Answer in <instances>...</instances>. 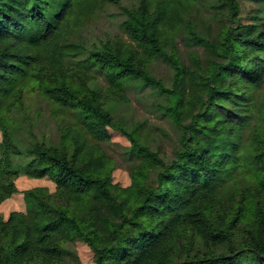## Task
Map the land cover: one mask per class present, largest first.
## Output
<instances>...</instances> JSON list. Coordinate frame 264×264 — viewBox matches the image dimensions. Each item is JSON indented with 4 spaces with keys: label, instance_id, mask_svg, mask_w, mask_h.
<instances>
[{
    "label": "trees",
    "instance_id": "1",
    "mask_svg": "<svg viewBox=\"0 0 264 264\" xmlns=\"http://www.w3.org/2000/svg\"><path fill=\"white\" fill-rule=\"evenodd\" d=\"M136 1L123 7L129 41L86 45L82 30L122 0H0V203L20 173L56 185L26 191V212L0 218V264H64L76 238L95 264H264V0H217L212 53L203 61L192 50L187 62L175 38L200 0ZM189 33L190 46L203 43ZM160 55L174 69L170 87L151 74ZM95 70L103 90L90 86ZM133 80L163 91L161 109L183 132L170 163L147 145L146 124L128 133L105 107L129 102ZM32 94L52 110L56 140L32 133ZM108 128L140 156L128 187L113 183Z\"/></svg>",
    "mask_w": 264,
    "mask_h": 264
},
{
    "label": "rangeland",
    "instance_id": "2",
    "mask_svg": "<svg viewBox=\"0 0 264 264\" xmlns=\"http://www.w3.org/2000/svg\"><path fill=\"white\" fill-rule=\"evenodd\" d=\"M134 0H122L121 5L106 6L95 20L81 32L80 40L86 45L105 41L107 38L122 36L129 38L123 31V21L126 18L123 7H130ZM137 4V1L135 0ZM246 8L251 7L250 3ZM223 11L218 7L217 0H200L193 12L191 27L183 29L175 38L177 51L184 62L189 59V52L196 50L201 60L206 61L212 53L210 45L222 28ZM203 39L200 45L190 46L189 33ZM166 54H170L169 50ZM86 53L66 56L69 67L84 59ZM151 74L163 82L166 87L173 83L174 69L164 55L158 56L151 64ZM95 78L90 86L96 90H103L107 83L101 71L95 70ZM129 102L108 101L105 107L110 111L114 120L121 124L126 132L131 133L139 123L146 124V132L150 135L145 139L147 145L155 151L166 163L175 158V153L181 147L183 132L173 121L163 113L161 107L167 97L157 86H150L141 80H133L126 87ZM264 93V86L261 90ZM27 112L33 125L32 133L43 142L49 143L58 138L57 120L46 101L38 94L26 97ZM20 117V115H18ZM21 130L27 132L26 124H21ZM2 134L0 131V142ZM104 150L114 161L113 183L121 187L132 184V175L135 167L140 163V156L133 150L129 138L120 130L108 128V137L102 142ZM17 164L25 162V158H17ZM155 172L151 173L154 178ZM15 184L17 191L0 203V218L7 220L12 212H26L25 193L28 190L43 188L50 195L56 192V185L49 177L32 178L20 173ZM68 250L72 253L64 264H95L94 254L90 247L81 239L76 238L68 242Z\"/></svg>",
    "mask_w": 264,
    "mask_h": 264
}]
</instances>
